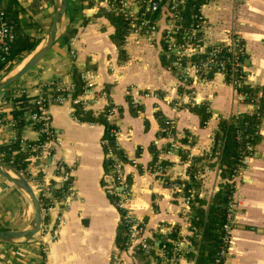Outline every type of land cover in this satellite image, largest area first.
<instances>
[{
	"label": "crops",
	"instance_id": "obj_1",
	"mask_svg": "<svg viewBox=\"0 0 264 264\" xmlns=\"http://www.w3.org/2000/svg\"><path fill=\"white\" fill-rule=\"evenodd\" d=\"M16 2L22 8L18 14L21 28L40 39L38 48L51 23L55 0ZM108 13L98 0H67L54 45L32 69L0 91V145L17 134L29 141L36 140L33 123L24 121L22 115L42 86L55 79L72 81L73 68L80 73L89 72L95 81L94 89L105 96L91 102L87 110L99 115L108 102L114 104L118 110L119 146L127 156L136 158L134 165L126 164V172L134 195L133 207L144 220L148 236L160 237L164 227L176 225L180 234L188 237L191 209H185L182 194L162 183L149 166L160 156L170 168L167 173L171 179L193 182L196 198L210 203L229 180V175L221 173L215 153L219 121L245 114L250 106L221 74L208 80L191 79L195 89L192 96L190 89L183 86L180 74L168 67L159 36L148 42L143 37L125 34L119 52L111 39L114 26L106 17ZM201 13L211 27L213 40L220 42L234 34L243 40L247 47V84H264V0H209L201 5ZM166 20L165 15L159 16L160 32ZM70 29L76 31L66 41L63 35ZM26 57L8 73L1 72L0 79L16 70ZM188 98L193 99L194 106ZM203 105L209 107L204 124L192 110ZM49 111L57 145L55 156L45 162V178L53 181L55 164L62 162L72 170L74 195L67 207L58 204L50 212V225L60 213L63 219L58 239L49 244L42 264H108L115 251L123 264H140L135 253L122 250L116 243L121 220L115 200L107 194L103 183L104 125L80 120L70 102L52 104ZM19 119L23 125L14 128L11 121L16 120L17 124ZM165 120L173 122L175 138L185 145L186 153L179 148L161 154L168 144L163 131ZM191 159L194 179L189 174ZM199 168L201 176L196 175ZM33 169L37 173L40 167L34 165ZM233 183L238 206L225 262L264 264V116L247 165ZM33 215L28 195L0 173V228L26 229ZM39 241L38 234L15 241L0 240V264H39Z\"/></svg>",
	"mask_w": 264,
	"mask_h": 264
},
{
	"label": "built area",
	"instance_id": "obj_2",
	"mask_svg": "<svg viewBox=\"0 0 264 264\" xmlns=\"http://www.w3.org/2000/svg\"><path fill=\"white\" fill-rule=\"evenodd\" d=\"M186 1L98 0L107 12L119 16L125 21V34L143 37L148 42L155 41L159 36L164 58L169 64L168 67L180 74L183 86L190 89L192 96L195 89L191 86V79L194 82L198 79L208 80L214 75L221 74L225 77L226 82L237 91V96L250 106L245 114L255 113L259 121L249 130L250 124L245 120L236 130L235 137L241 143V147L235 167L228 177L230 193L225 202L221 246L218 252V255L222 257L223 264H226L225 259L232 244V232L238 206L233 180L242 173L245 165H247L254 148L253 139L257 135L259 123L264 113L258 112L259 106L255 102L256 96L243 89L244 85H249L247 84V47L243 40L235 34L220 42L213 40L211 27L201 13L202 4L197 7L194 22L190 28H183L180 24L182 20L181 10ZM164 15L167 18V23L164 30L160 32L159 16ZM14 36V27L9 23L6 12L0 4L1 60H3V54L8 53ZM192 57L198 59L192 60ZM81 78L84 81V87L77 95L72 94L74 90L72 81L55 79L42 86L32 102L35 110L27 109L22 115L24 121L28 120L33 123L38 137L34 141H29L23 135L17 134L8 142L18 140L19 151L25 154V166L18 172L32 188L41 207L43 220L37 233L40 238L37 254L40 263L45 260L49 244L58 239V230L63 219L62 213H60L54 224L50 225L48 223L50 212L58 204H61L62 208L67 207L70 197L74 195L72 170L64 166L62 162L55 164L56 172L53 181L45 178V162L55 156L54 147L57 145L56 134L51 127L49 107L52 104L70 102L73 106L80 105L82 110L87 111L91 102L105 96L101 90L94 89L95 81L89 72H82ZM128 93L130 94L131 91ZM188 103L192 104L193 99L188 98ZM192 105L194 106V104ZM199 107H202L209 116L208 105ZM103 114L104 120L112 125L109 130L111 139L108 140L105 137L102 139L106 158L111 160L109 171L103 177V183L107 194L114 198L115 205L120 211V220L125 227V242L121 249L135 253L139 257L140 264H195L197 248L189 238L190 235H193L190 226L188 237L180 234L179 227L177 230L178 237H169V234L175 231L173 227L176 225L170 228L164 227L160 237L148 236L144 220L136 214L133 207L134 195L131 189V181L126 172V164L132 163L134 165L136 158L127 156L119 146V129L116 123L117 107L108 102ZM245 114L238 113L233 118L237 119ZM2 117L0 115V126L3 121ZM206 121L207 119L203 124ZM164 124L163 131L168 139V144L161 154H169L179 148L182 150L185 145L177 142L173 122L165 120ZM11 125L15 128L16 120H12ZM117 151L120 153L117 154ZM183 152L186 153L187 150L183 149ZM192 161L191 159L189 163L191 164ZM34 165L40 167L39 172L34 171ZM169 169L168 164L160 156L149 166L150 172L157 175L162 183L182 194L183 205L185 209L190 210L191 206L196 204L193 184L190 181L171 179L167 173ZM196 175H202L201 168L197 170ZM186 182L191 183V185L185 188ZM44 237L47 239H42ZM108 264H123L118 251L111 254Z\"/></svg>",
	"mask_w": 264,
	"mask_h": 264
},
{
	"label": "trees",
	"instance_id": "obj_3",
	"mask_svg": "<svg viewBox=\"0 0 264 264\" xmlns=\"http://www.w3.org/2000/svg\"><path fill=\"white\" fill-rule=\"evenodd\" d=\"M207 0H187L184 4V8L181 10L182 20L180 24L183 28L188 29L194 22V14L197 12V7L203 4ZM0 4L3 10L6 12L9 23L14 27V40L9 47L7 54H3V60L0 58V73H8L13 67L28 54L33 52L40 39L34 35L25 33L21 28V22L18 17L22 8L17 4L16 0H0ZM106 17L111 21L114 26V31L111 34L113 43L122 52L121 47L125 36V21L119 17L110 13L106 14ZM75 29H70L63 35V39L68 41ZM192 60H197V57H192ZM72 82L74 84L73 95L79 94L84 87V81L81 78V73L72 69ZM243 89L256 96V104L259 106L258 112L264 113V84L261 86L244 85ZM75 114L80 120L98 122L104 125L103 138L110 140L109 130L112 125L108 124L104 120L103 112L99 115H94L91 110L84 111L80 105H74ZM28 110H35V106L31 105ZM192 110L201 117V123L207 118L202 107H195ZM247 120L250 124L249 130L253 128L258 119L253 114H245L242 117L234 119H220L219 129L215 135L216 142V155L220 163L221 173L229 175L237 162L238 153L240 151L241 143L236 139V130L242 125V122ZM23 120L17 121V128L23 125ZM257 135H255L256 139ZM253 139V142L255 141ZM184 141V140H183ZM120 151H117L119 154ZM0 160L10 166L12 169L19 171L25 166V154L19 151L18 140L10 143L0 145ZM111 160L105 158L104 169L105 174L109 171ZM195 167L189 165L190 178L194 179ZM179 181V180H178ZM177 181V182H178ZM182 182V181H180ZM194 184L193 182H191ZM191 183L186 182L185 188L190 186ZM229 184L224 183L220 189L214 194L212 201L207 203L204 199L196 198L197 205L191 206L190 213L188 214L189 226L193 232L190 235V240L195 244L197 252L195 255V264H223L222 257L218 255L221 246V232L222 224L225 214V202L229 195ZM2 229V228H1ZM175 231L169 234V237H178V226L173 227ZM125 227L120 221L116 235L117 246L122 248L125 242L124 235ZM42 264V263H39Z\"/></svg>",
	"mask_w": 264,
	"mask_h": 264
},
{
	"label": "water",
	"instance_id": "obj_4",
	"mask_svg": "<svg viewBox=\"0 0 264 264\" xmlns=\"http://www.w3.org/2000/svg\"><path fill=\"white\" fill-rule=\"evenodd\" d=\"M67 8V0H55V7L52 16L51 23L48 27L46 36H45V43L42 47L36 48L30 55H28L24 61L17 67L16 70L10 72L4 78L0 79V91L4 90L7 86L15 82L21 76L26 74L30 69H32L51 49L57 39V30L58 25L60 23L62 15L65 13ZM13 174L11 176L9 174ZM0 173L3 176L9 178L13 183L18 185L30 198L33 208H34V215L30 226L23 230H7L0 228V240L4 241H15L24 238H29L38 233L41 223H42V214H41V207L40 204L28 184V182L22 177V175L12 169L10 166L5 164L0 160Z\"/></svg>",
	"mask_w": 264,
	"mask_h": 264
},
{
	"label": "bare ground",
	"instance_id": "obj_5",
	"mask_svg": "<svg viewBox=\"0 0 264 264\" xmlns=\"http://www.w3.org/2000/svg\"><path fill=\"white\" fill-rule=\"evenodd\" d=\"M44 43H45V40L40 44V46L38 48L42 47L44 45Z\"/></svg>",
	"mask_w": 264,
	"mask_h": 264
}]
</instances>
